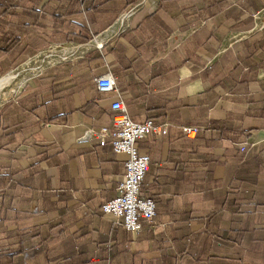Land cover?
Listing matches in <instances>:
<instances>
[{
  "label": "crops",
  "instance_id": "1",
  "mask_svg": "<svg viewBox=\"0 0 264 264\" xmlns=\"http://www.w3.org/2000/svg\"><path fill=\"white\" fill-rule=\"evenodd\" d=\"M15 1L7 73L51 50L0 105V264H264V0ZM117 100L168 129L138 143L156 204L138 233L100 210L125 157L89 136Z\"/></svg>",
  "mask_w": 264,
  "mask_h": 264
},
{
  "label": "built area",
  "instance_id": "2",
  "mask_svg": "<svg viewBox=\"0 0 264 264\" xmlns=\"http://www.w3.org/2000/svg\"><path fill=\"white\" fill-rule=\"evenodd\" d=\"M99 92L109 93L116 90V81L110 75L96 79ZM115 113L109 127L92 131L90 139L99 146L110 142L112 151L116 155H123L122 179L116 184V197L101 205L103 215L114 217L118 223L130 233H138L143 222L152 224L156 217L154 201L144 197L142 186L150 168V158L141 154L138 143L148 137L161 139L167 136V126L155 125L151 120L134 123L119 100L111 104ZM182 134L188 139H194L198 128L183 126ZM244 152L245 148L240 147Z\"/></svg>",
  "mask_w": 264,
  "mask_h": 264
},
{
  "label": "trees",
  "instance_id": "3",
  "mask_svg": "<svg viewBox=\"0 0 264 264\" xmlns=\"http://www.w3.org/2000/svg\"><path fill=\"white\" fill-rule=\"evenodd\" d=\"M83 1L84 0H75L76 4L77 3L80 4V2L83 3ZM237 1L240 4L244 2V0H237ZM134 3H135L134 1L128 3L127 7H125L123 11L124 10L127 11L128 9L126 8H128V6L131 7ZM227 5H229L228 2ZM17 8H18V2L15 0H10V1L0 0V76L5 75L10 69H13L16 66H18L26 58L23 55V51L26 45L25 46L22 45V42L20 41L18 34L16 33L19 27L18 15L16 13ZM9 17L16 19L15 21L11 19V22L9 23L8 22L10 21ZM9 30H11L12 32H10ZM89 40L90 38H86L83 42H87ZM66 42H70V40ZM18 49L20 53L16 55H12L13 51ZM19 51H17V53ZM206 131H208L209 133L211 131H217L218 132L217 139L224 137L220 129H214L213 127H211V125L206 128ZM179 134L181 135V138H185V140H187L188 143L191 144L194 143L193 140L195 139L193 140L186 139V137L182 134L180 130H179Z\"/></svg>",
  "mask_w": 264,
  "mask_h": 264
},
{
  "label": "bare ground",
  "instance_id": "4",
  "mask_svg": "<svg viewBox=\"0 0 264 264\" xmlns=\"http://www.w3.org/2000/svg\"><path fill=\"white\" fill-rule=\"evenodd\" d=\"M31 69L30 71H33ZM27 71L23 68L20 73L11 72L4 77L0 78V104L8 99L9 96L15 95L19 88L26 82V78L19 79Z\"/></svg>",
  "mask_w": 264,
  "mask_h": 264
},
{
  "label": "rangeland",
  "instance_id": "5",
  "mask_svg": "<svg viewBox=\"0 0 264 264\" xmlns=\"http://www.w3.org/2000/svg\"><path fill=\"white\" fill-rule=\"evenodd\" d=\"M51 50V48H49V49H47V51H50ZM47 51H45L44 53H43V55H38V56H36V57H33V58H31V59H29V60H27V62L29 61L30 63H28L27 65H25V63H27V62H25L24 64H22L21 66H19L18 68H16V69H14L13 71H11V72H18V73H20L21 72V70L24 68L27 72L26 73H24L23 75H20L19 76V79H21V78H26V80L29 78V77H32V76H34V75H36L37 73H39V71L37 72V73H35V74H30L31 73V69H35L36 67V65L38 64H36V61H38V60H40V59H44V56L46 55V52ZM47 66V64L44 62V67H46ZM11 72H9V73H11ZM9 73H7V74H9ZM7 74H5V75H3V76H0V78L1 77H4V76H6ZM10 97V96H9ZM8 97V98H9ZM13 98H14V96H13ZM11 99H12V97H11ZM10 99V100H11ZM2 104V103H1ZM0 104V105H1Z\"/></svg>",
  "mask_w": 264,
  "mask_h": 264
}]
</instances>
